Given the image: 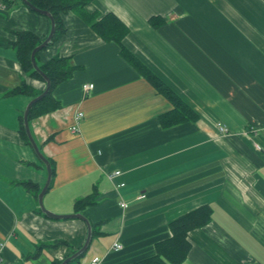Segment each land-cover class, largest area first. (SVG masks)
I'll return each instance as SVG.
<instances>
[{
    "label": "crops",
    "instance_id": "obj_1",
    "mask_svg": "<svg viewBox=\"0 0 264 264\" xmlns=\"http://www.w3.org/2000/svg\"><path fill=\"white\" fill-rule=\"evenodd\" d=\"M86 10L115 15L128 30L126 49L198 117L162 128L158 117L172 105L82 15L63 16L65 32L39 63L68 57L76 70L53 91L60 108L29 126L54 167L44 207L68 215L95 197L80 211L91 243L69 264L152 256L170 221L204 205L211 220L188 234L182 264H264V0H93ZM152 17L162 23L151 26ZM49 30L46 17L0 0V264L61 262L86 239L84 222L46 217L23 185L40 192L47 173L19 132L32 98L8 92H40L45 83L23 72L11 42L14 32ZM84 84L93 85L87 94ZM218 123L229 133H218ZM114 171L120 175L110 180ZM57 241L66 244L50 246Z\"/></svg>",
    "mask_w": 264,
    "mask_h": 264
},
{
    "label": "trees",
    "instance_id": "obj_2",
    "mask_svg": "<svg viewBox=\"0 0 264 264\" xmlns=\"http://www.w3.org/2000/svg\"><path fill=\"white\" fill-rule=\"evenodd\" d=\"M27 1L35 8L48 12L54 19L55 34L52 42L47 47L58 41L65 32L63 16L69 12L82 15L85 22L101 40L117 45L121 57L132 65L134 69L172 105V110L158 117V123L162 128H169L185 122L195 121L197 119V114L180 97H178V95H176L144 64L137 60L128 49H126L123 44V39L126 37L128 30L115 15L112 13L100 15L97 12H88L86 7L90 5L93 0ZM2 2L4 3L6 9L12 8L16 3L22 4L21 0H2ZM148 22L151 26L157 27L162 23V20L152 17L148 20ZM46 36H38L37 34L28 31L14 32V40L11 42L12 47L16 52L17 61L23 72L41 81L43 80L40 75L32 68L30 54L35 47L42 43ZM47 47L36 53L35 61L41 72L44 73L50 80L51 88L49 93L44 98L31 106L28 112L29 122L37 117L60 108V103L54 98L53 91L60 83L69 79L76 70V67L71 64L70 58L68 57L55 56L39 63V57L47 49ZM42 92L43 90L40 92H34L26 85H22L9 91L8 93L27 94L33 99ZM19 123L21 138L26 145H29L23 128L22 116L19 117ZM49 163L51 165L53 178V162L49 161ZM23 185L28 191L33 193L35 198H37L39 190L35 184L25 182ZM94 204L95 197L93 195L86 196L82 200L75 203V213H78L82 209ZM211 215L212 211L210 207L204 205L170 221L168 223L169 235L166 239L155 243L153 255L138 260L132 264H182L186 260L191 247L188 234L194 229H199L207 225L211 220ZM65 244V242L57 241L50 246L58 247ZM61 262H54L53 264H60Z\"/></svg>",
    "mask_w": 264,
    "mask_h": 264
},
{
    "label": "water",
    "instance_id": "obj_3",
    "mask_svg": "<svg viewBox=\"0 0 264 264\" xmlns=\"http://www.w3.org/2000/svg\"><path fill=\"white\" fill-rule=\"evenodd\" d=\"M21 2L27 9H29L30 11H32L34 13H37L39 15L46 17L50 22V30H49L48 35L42 41L41 44H39L37 47H35L32 50V52L30 54V62H31L32 68L35 72H37L40 75V77L44 81L45 89L43 90V92L40 95H38L37 97H34L33 99H31L29 101V103L27 104V106L25 107V109L23 111L22 121H23V128H24V132H25V135L27 137L28 143H29L31 149L33 150L35 156L37 157V159L44 165V167L46 169V173H47L45 184L42 187V189L40 190L39 194L37 195V203H38V208H39L40 212L42 214H44L46 217L53 219V220H69V219L80 220V221L85 223L86 228H87L86 239H85L83 245L81 246V248H79L72 255L65 258L60 263V264H69L73 260L81 257L88 250L89 245L91 243V239H92V227H91L89 220L80 212L72 213L69 215H57V214L47 210L44 207L43 197L49 189L51 178H52V170H51V165H50L47 157L42 153L38 144L36 143L35 139L32 136V133L30 131V126H29V121H28V112H29L31 106L33 104H35L36 102H38L39 100H41L42 98H44L49 93L50 88H51L50 80L46 77V75L44 73L41 72V70L38 68V66L36 64L35 55L37 52L43 50L52 42L53 36L55 34V22H54L53 17L48 12L35 8L27 0H21Z\"/></svg>",
    "mask_w": 264,
    "mask_h": 264
},
{
    "label": "built area",
    "instance_id": "obj_4",
    "mask_svg": "<svg viewBox=\"0 0 264 264\" xmlns=\"http://www.w3.org/2000/svg\"><path fill=\"white\" fill-rule=\"evenodd\" d=\"M92 89H93V85L92 84H84L82 86V91H83L84 94L89 93ZM82 117H83L82 112H77L74 115V125L72 126V130L74 132H78L79 131V123H80ZM216 128H217L218 133H220V134L226 135V134L229 133V129L226 126L222 125L221 123H218L216 125ZM255 148L258 150L259 146L255 145ZM118 175H120V172L119 171H114V172L109 173L107 176H108V178L110 180H112L113 178H115ZM120 186L122 187L123 185L121 184ZM120 206L122 208L126 207V205L124 203H121ZM1 247H2V245L0 244V255H1ZM112 249L115 250V251H119V250L122 249V246L118 242H115L113 244ZM90 264H100V258L99 257H93L91 259V261H90Z\"/></svg>",
    "mask_w": 264,
    "mask_h": 264
},
{
    "label": "rangeland",
    "instance_id": "obj_5",
    "mask_svg": "<svg viewBox=\"0 0 264 264\" xmlns=\"http://www.w3.org/2000/svg\"><path fill=\"white\" fill-rule=\"evenodd\" d=\"M66 215V214H65ZM69 215V214H68Z\"/></svg>",
    "mask_w": 264,
    "mask_h": 264
}]
</instances>
